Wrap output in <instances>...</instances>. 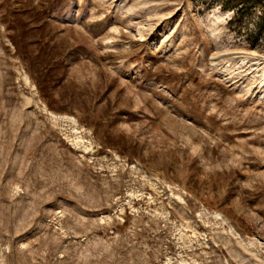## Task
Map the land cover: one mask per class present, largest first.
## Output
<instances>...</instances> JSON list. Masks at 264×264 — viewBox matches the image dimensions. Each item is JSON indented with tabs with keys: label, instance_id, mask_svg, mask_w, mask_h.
<instances>
[{
	"label": "rangeland",
	"instance_id": "obj_1",
	"mask_svg": "<svg viewBox=\"0 0 264 264\" xmlns=\"http://www.w3.org/2000/svg\"><path fill=\"white\" fill-rule=\"evenodd\" d=\"M0 264H264V0H0Z\"/></svg>",
	"mask_w": 264,
	"mask_h": 264
}]
</instances>
